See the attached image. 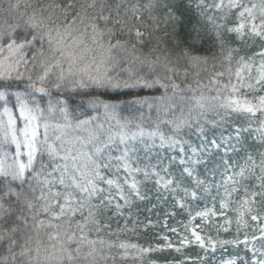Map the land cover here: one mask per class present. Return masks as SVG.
<instances>
[{"label": "snow or ice", "instance_id": "snow-or-ice-1", "mask_svg": "<svg viewBox=\"0 0 264 264\" xmlns=\"http://www.w3.org/2000/svg\"><path fill=\"white\" fill-rule=\"evenodd\" d=\"M0 15V264H123L133 252L140 264H214L241 244L255 257L257 241L262 258L244 264H264V0H0ZM121 88L163 95L101 98ZM73 96L104 122L75 117ZM153 148L176 154L153 162ZM149 182L158 200L179 193L178 210L210 201L196 213L205 223L189 212L181 235L166 211L159 226L178 243L121 239L158 227L146 217L128 229L131 213L124 229L107 222L148 200ZM229 212L236 233L222 238Z\"/></svg>", "mask_w": 264, "mask_h": 264}, {"label": "trees", "instance_id": "trees-1", "mask_svg": "<svg viewBox=\"0 0 264 264\" xmlns=\"http://www.w3.org/2000/svg\"><path fill=\"white\" fill-rule=\"evenodd\" d=\"M13 3H15V0H12ZM40 2L42 3H47L49 2V0H40ZM195 5V0H193V6ZM7 5L5 4V7ZM3 21V16L0 15V23H2ZM158 35H160V33H157ZM82 93H91V94H95L98 91H103V90H96V89H85V90H80ZM137 95L145 97L149 100H151L153 97L156 96H160L163 95V90L161 89L160 91H156V89H147V88H134V89H125V88H121V89H115V90H108L105 95H103L101 98L108 100V101H112V102H117V101H123V100H131L133 98H135ZM81 99H86V96H73L70 99V104H69V108L70 111L73 112V115L75 117H79L80 119H84L89 115H99L100 119L102 122H104V112L103 109H99L98 111L93 110L91 108H88L86 105L81 107L79 104V101ZM140 107V111L147 113L148 109L146 106H138ZM118 113L120 114V116H127L129 114V107L122 105L119 109H117ZM179 114V113H177ZM153 115H155V110L153 109ZM113 124L115 123L114 121L112 122ZM146 127L148 126L147 123L145 125ZM256 125H253V127H255ZM134 130V128H133ZM138 148H140L141 146L139 144L136 145ZM159 152L161 155L167 157V155H175L176 153L171 152V150H165V149H160V148H153L151 153H148V155L153 156V162H154V158H155V154ZM141 157V160L144 161L145 163H147L148 161L145 160V153L143 151H140L138 153ZM175 170V169H174ZM163 175V173H162ZM138 180H143V176L142 174H137L136 177ZM144 190L147 192V195L149 197L148 200L145 201H137L135 205H133V207L129 210L126 209L125 210V216L124 217H116L115 219L111 220V221H107L108 223L111 224V231L116 232L118 229H124L125 228V219L126 217L129 215V213H131L132 215V220H129L127 223V228L131 229L134 227V224L132 221H134L135 219L139 218V220L141 222L145 221L146 217H150L154 222H157L158 227L155 229H149L147 234H144L143 232L140 231V227L136 226V232H131V231H127V232H121L119 233L120 238L121 239H125V240H129L133 243H139L141 245H147L148 243H152L153 245H155L156 243H160L163 244L164 241L163 240H156L155 239V233L159 232L162 236L163 235H167L169 236L172 241L174 243H178V237L167 231V229H164L162 227L159 226V222L162 221L165 216L164 213L166 211H176L177 215L175 217H169L168 218V224L169 227H176L181 235L184 234L183 232V228L181 227L182 223H188L190 216H189V212H191L192 216H196V213L204 210L206 207H211L212 204L210 201H196V202H192L189 201L188 203H190L191 207L188 210H178L176 208L172 207L173 204V195L177 196V198L179 197V193L176 194H169L167 192H163L162 190L160 191L159 195H161L162 197L166 196L168 197L167 200L164 199H157V189L154 187V185L149 182L144 186ZM153 205H155V207H153ZM217 207V211L219 210V204L217 203L216 205ZM152 209L151 212L148 211V209ZM260 211L262 214H264V206H261ZM229 218L233 221L232 225H231V232L229 234H224L221 233V237H231V235H234L236 233V214L235 212H229L228 214ZM197 217V216H196ZM213 220L216 223L219 224H223L224 222V218L221 216H216L213 217ZM193 223L195 224H204L205 221H199V220H195ZM249 223L252 224V222L249 220ZM257 228L259 226H256ZM207 230V229H206ZM109 229H105V231L103 233H101L102 236H104L105 238H108L107 233H108ZM211 234L215 237L216 233L215 230L212 229L210 230ZM244 231H248L249 235L251 236L252 231L251 229H241V239H243V232ZM113 239H115V237H112ZM252 245H249V248H251ZM256 248H257V252H256V256L253 257L252 252L248 251L245 249L244 245H239L238 247H229L226 251L225 250H219L217 251L216 255H215V259H214V264H219V261L221 259H227V258H232V259H236L238 264H244V261H251L252 259L256 258H262L259 255V252L261 249V242L257 241L256 242ZM199 249L198 248H191V249H185L182 251V253H175L174 251H166L164 253H153L152 254V258L153 259H157L161 256H166L168 258H172L175 257L177 259H180L183 257V252H188L191 255H195L196 252H198ZM137 254L135 252H133L131 254V256L123 261V264H140V262L138 260H135V256ZM162 264V261H161Z\"/></svg>", "mask_w": 264, "mask_h": 264}, {"label": "rangeland", "instance_id": "rangeland-1", "mask_svg": "<svg viewBox=\"0 0 264 264\" xmlns=\"http://www.w3.org/2000/svg\"><path fill=\"white\" fill-rule=\"evenodd\" d=\"M196 218H198V220H200V221H203L204 220L203 218H201L199 216H197Z\"/></svg>", "mask_w": 264, "mask_h": 264}]
</instances>
